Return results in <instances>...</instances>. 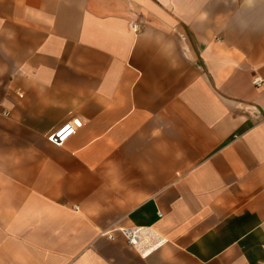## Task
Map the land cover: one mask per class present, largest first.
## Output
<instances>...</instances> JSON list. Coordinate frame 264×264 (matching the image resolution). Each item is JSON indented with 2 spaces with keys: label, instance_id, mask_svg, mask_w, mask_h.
<instances>
[{
  "label": "crops",
  "instance_id": "0c3cea01",
  "mask_svg": "<svg viewBox=\"0 0 264 264\" xmlns=\"http://www.w3.org/2000/svg\"><path fill=\"white\" fill-rule=\"evenodd\" d=\"M261 23L207 0H0V264L137 251L134 227L162 241L145 264H264Z\"/></svg>",
  "mask_w": 264,
  "mask_h": 264
},
{
  "label": "rangeland",
  "instance_id": "374dc122",
  "mask_svg": "<svg viewBox=\"0 0 264 264\" xmlns=\"http://www.w3.org/2000/svg\"><path fill=\"white\" fill-rule=\"evenodd\" d=\"M207 17H264V0H207ZM263 27L261 23L260 28ZM137 252L142 255L127 246L103 242L84 264H145Z\"/></svg>",
  "mask_w": 264,
  "mask_h": 264
},
{
  "label": "built area",
  "instance_id": "2783aa9c",
  "mask_svg": "<svg viewBox=\"0 0 264 264\" xmlns=\"http://www.w3.org/2000/svg\"><path fill=\"white\" fill-rule=\"evenodd\" d=\"M132 29L137 32L140 29V26L136 23H133ZM254 84L257 86H261L263 84V80L260 78H256L254 80ZM76 121H79V124H77ZM81 125L82 123L80 120L72 119L49 133L48 140L55 145L62 146L70 137H72L77 132ZM65 127H67V131L62 133V139H50L52 137H55L56 133L61 132ZM115 232V230L103 231L101 232L100 236L105 237L109 240H113L115 238ZM118 232H120L126 238L128 244L131 247L141 251L143 255H145L144 249H146L147 246L153 247L159 245L160 243L162 244V241L157 239L149 229L143 227H134L127 229L122 228Z\"/></svg>",
  "mask_w": 264,
  "mask_h": 264
},
{
  "label": "snow or ice",
  "instance_id": "6c2138e0",
  "mask_svg": "<svg viewBox=\"0 0 264 264\" xmlns=\"http://www.w3.org/2000/svg\"><path fill=\"white\" fill-rule=\"evenodd\" d=\"M76 123L79 124V121H76ZM66 131H67V127H65L61 132H57L55 137H52L50 139H62L63 138L62 133Z\"/></svg>",
  "mask_w": 264,
  "mask_h": 264
},
{
  "label": "bare ground",
  "instance_id": "6f19581e",
  "mask_svg": "<svg viewBox=\"0 0 264 264\" xmlns=\"http://www.w3.org/2000/svg\"><path fill=\"white\" fill-rule=\"evenodd\" d=\"M161 245V243L159 244V245H157V246H153V247H151V246H147V248L146 249H144V251H145V255H148V254H150L152 251H154L157 247H159ZM144 253V252H143Z\"/></svg>",
  "mask_w": 264,
  "mask_h": 264
}]
</instances>
